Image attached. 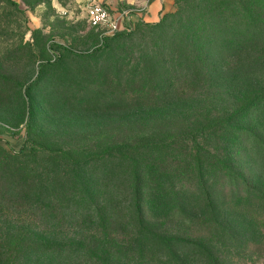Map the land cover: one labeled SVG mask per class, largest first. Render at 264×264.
<instances>
[{
  "label": "rangeland",
  "instance_id": "1",
  "mask_svg": "<svg viewBox=\"0 0 264 264\" xmlns=\"http://www.w3.org/2000/svg\"><path fill=\"white\" fill-rule=\"evenodd\" d=\"M13 1L0 0V264L7 250L17 264L20 209L38 198L82 205L86 178H100L102 193L122 190L102 175L128 173L130 163L154 177L156 193L178 192L195 215L190 229L162 226L186 255L194 248L190 264H264V201L252 185L229 200L218 187L224 173H264V43L239 49L233 26L207 30L217 17L234 22L249 3ZM94 3L121 34L106 45L107 28L87 16ZM257 3L254 20L264 14V0L250 7ZM201 126H215L206 143L219 147L220 160L172 144Z\"/></svg>",
  "mask_w": 264,
  "mask_h": 264
},
{
  "label": "trees",
  "instance_id": "2",
  "mask_svg": "<svg viewBox=\"0 0 264 264\" xmlns=\"http://www.w3.org/2000/svg\"><path fill=\"white\" fill-rule=\"evenodd\" d=\"M8 1L15 3L13 0ZM180 1L188 0H179V3ZM251 1L253 0H245L244 4L249 3L246 12L244 15L238 14L240 18L234 22L226 21V24H223L224 21L220 17L213 19L207 28L208 32L212 34L213 30L217 31L222 26L230 30L233 26L235 46L239 49L248 41L244 47L248 44L262 45L264 14H261L260 20H254L252 17L257 16L255 12L260 13L262 6L257 3L250 7ZM238 25H241L239 31L236 30ZM241 31H245L243 35ZM119 35L120 32L103 35V45L109 40L120 38ZM94 52L95 50L81 55L90 56ZM214 129L215 126H201L188 130L177 134L172 144H182V152L186 154L203 153L213 161L220 160L218 154L213 152L219 151V147L216 145L211 149V144L206 143L207 139L214 135V132H211ZM130 147L135 148L131 152L132 155L138 154V151L147 145ZM125 148V145H120L119 153L123 154L122 150ZM190 156L196 159V156ZM107 161H103V164ZM114 165L115 163H112L110 167ZM122 165L123 163L119 167L124 168ZM129 165L131 170L128 173L121 169L119 175H111L108 171L102 175L104 183L111 181L113 187L122 184V190L116 188L112 192L102 193L97 188L100 178H86V186L79 195L85 199L82 205L63 207L55 205L51 200L40 204L38 198L36 205L20 209L17 264H190L196 255L194 248L190 247L193 255H186L180 248L181 239L170 235L162 226L176 222L190 229L194 225L195 215L182 203L178 192L169 194L163 189L162 192L156 193L150 186L155 183L154 177L141 173L139 167L134 168L131 163ZM122 174H126L125 182L120 180ZM228 179L231 185L236 186H227ZM251 185L255 189L254 194L264 201V173L260 169L249 176L233 177L224 173L221 182H218V187L228 200L235 191L240 195L245 194ZM56 193L58 191H55V195ZM6 255L10 264L15 257L8 250Z\"/></svg>",
  "mask_w": 264,
  "mask_h": 264
},
{
  "label": "built area",
  "instance_id": "3",
  "mask_svg": "<svg viewBox=\"0 0 264 264\" xmlns=\"http://www.w3.org/2000/svg\"><path fill=\"white\" fill-rule=\"evenodd\" d=\"M87 16L90 23L93 26L105 27L107 28L106 34L112 35L117 29V22L112 19L109 15L108 10L101 3H94L88 6Z\"/></svg>",
  "mask_w": 264,
  "mask_h": 264
}]
</instances>
